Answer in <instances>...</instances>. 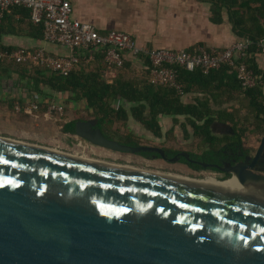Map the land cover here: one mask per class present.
I'll use <instances>...</instances> for the list:
<instances>
[{"label": "water", "instance_id": "obj_1", "mask_svg": "<svg viewBox=\"0 0 264 264\" xmlns=\"http://www.w3.org/2000/svg\"><path fill=\"white\" fill-rule=\"evenodd\" d=\"M74 134L167 160L107 138L95 120ZM263 158L264 136L237 166H213L238 182L216 189L0 137V264H264Z\"/></svg>", "mask_w": 264, "mask_h": 264}, {"label": "trees", "instance_id": "obj_2", "mask_svg": "<svg viewBox=\"0 0 264 264\" xmlns=\"http://www.w3.org/2000/svg\"><path fill=\"white\" fill-rule=\"evenodd\" d=\"M198 2L208 6L212 24L220 26L228 22L235 37L252 43L246 64L255 75L258 85L244 89L237 72L230 66H223L209 74L199 69L189 72L177 67V81L182 87L179 92L152 83L150 63L142 57L145 72L142 77L127 76L132 61L126 60L125 67L118 70L116 77L109 82L106 78L108 65L105 62V48L101 47L82 52L81 63L67 75L52 73L40 67L18 65L8 60L0 61V81L12 80L14 86L28 92L30 103L37 104L43 113L52 104L49 100L68 95L71 102L86 106L93 120L97 121V127L108 137V132L115 124H126L133 119L156 139L162 140V121L171 120L175 125L181 124L187 137L188 129H191L194 137L205 147L200 156L189 153L194 159L217 162L220 157L241 151L243 160L255 151L246 145L248 137L254 136L260 143L264 136V70L257 63L259 55L256 47L260 40H264V0ZM30 16V10L16 8L0 20V50L9 53L17 50L16 47L2 44V37L7 35L26 34L35 40H43L44 27L34 25ZM200 46L204 47L203 44ZM87 60L90 62L87 63ZM241 63V60L236 62L237 65ZM187 97L191 100L188 101ZM20 104L27 105L22 101ZM78 121L81 120L65 124L63 132L74 134ZM216 126L230 132L217 136L214 132ZM127 138L121 143L139 146L138 142L129 139L130 136ZM165 153L172 157L180 152L165 149ZM141 155L145 158L158 156L150 152ZM180 160L188 163L183 158ZM189 166L201 169L199 166Z\"/></svg>", "mask_w": 264, "mask_h": 264}, {"label": "rangeland", "instance_id": "obj_3", "mask_svg": "<svg viewBox=\"0 0 264 264\" xmlns=\"http://www.w3.org/2000/svg\"><path fill=\"white\" fill-rule=\"evenodd\" d=\"M126 7L122 6L121 11L129 19L127 23L135 25H150L155 30H159V39H167L183 44L182 42H192L200 34L194 31L203 29V24L208 16L206 11L200 7L191 6L193 0H179L174 6H170L161 0H121ZM131 21V22H130ZM164 40V39H163ZM200 44L192 46L197 48ZM204 48L211 49L205 45ZM129 77H142L144 74L140 68L135 67L127 72ZM112 79V78H109ZM68 95L60 97L61 105L55 106L52 103L49 110L44 112V116H39V109L35 110L34 104L30 102L28 92H24L20 87H16L13 81H0V128L5 127V124L10 121L12 115L18 117H30L33 126L29 129L31 132L29 139L38 141L41 146L48 149L57 150L77 157L93 159L106 163L128 166L136 169L146 170L155 173L168 174L174 176L188 177L192 179H203L205 177L220 176L212 171H202L194 173L184 164L167 163L163 160H150L145 157L132 154H121L102 148L91 147L90 144L75 140L71 135H66L63 132V127L70 121L93 119L90 112L86 110L83 103H72ZM21 101L27 105H21ZM33 103V102H32ZM56 110H51L52 107ZM61 107V111H59ZM25 108V110H23ZM42 112V111H40ZM44 119L48 125L47 129L37 122ZM13 124V121H11ZM15 125V124H14ZM163 136L162 140L156 139L150 132L145 130L133 119H130L126 124L117 123L108 132L110 136L119 141H125L130 136L131 141L139 143V146L156 147L160 149H168L173 151L191 153L194 155H202L205 147L199 139L195 138L191 129H188V137L184 133L181 124L175 125L171 120L162 121ZM28 130V129H27ZM226 133L230 131L226 129ZM26 131V130H24ZM215 135L221 136L223 133L214 130ZM27 133V131H26ZM26 137V134L21 135ZM38 136V138L34 137ZM254 136H249L246 140V145L252 148H258L259 142ZM82 143V147H81ZM255 152V151H253ZM253 154V153H252ZM202 177V178H200Z\"/></svg>", "mask_w": 264, "mask_h": 264}, {"label": "built area", "instance_id": "obj_4", "mask_svg": "<svg viewBox=\"0 0 264 264\" xmlns=\"http://www.w3.org/2000/svg\"><path fill=\"white\" fill-rule=\"evenodd\" d=\"M16 8L30 10L31 22L44 27L45 43L63 47L69 54L66 57H55L45 49H19L12 53L0 50V61L8 60L18 65L40 67L52 73L67 75L81 63L82 52L101 47L105 48L108 74L123 69L129 57L139 60L142 57L150 63L152 83L174 88L179 92L182 87L177 81V67L189 72L199 69L204 74H209L223 66H230L237 72L244 89L258 85L255 75L246 64L249 47L252 45L249 40L239 41L223 50L207 49L203 46L182 52L167 49L148 50L140 47L127 33L110 31L101 34L91 24L74 21L72 0H0V20ZM256 47L257 54L264 55V40H260ZM239 60L242 63L237 65ZM88 62L90 60H87ZM55 106L51 110H56ZM33 109L38 110V106L34 105ZM61 110L59 107V111Z\"/></svg>", "mask_w": 264, "mask_h": 264}, {"label": "crops", "instance_id": "obj_5", "mask_svg": "<svg viewBox=\"0 0 264 264\" xmlns=\"http://www.w3.org/2000/svg\"><path fill=\"white\" fill-rule=\"evenodd\" d=\"M170 6H174L177 4L179 0H161ZM191 3L195 5V7H200L206 11L207 17L204 22L203 29H198L194 31L197 34H200L197 38H195L192 42L183 41L181 45L175 43L174 41L167 40L165 38L159 39V30H155L150 25H133L132 23H127L129 21L128 18L124 15V11H121L122 6L126 7L125 3L121 0H72L73 7V20L79 23H88L93 25L99 33L106 34L110 31H120L131 35L138 43L140 47H144L148 50H160L167 49L173 51H188L192 46L196 44H203L209 46L211 49L223 50L231 45L241 41L237 37H235L231 31V26L228 22H225L223 25L217 26L210 22V12L208 6L201 4L198 0H193ZM175 4V5H176ZM131 22V21H130ZM2 44L5 46L16 47L19 49H27V50H39L45 49L50 55L55 57H66L69 52L67 49L56 46L46 44L43 40H35L33 38L28 37L26 34H19L18 36L7 35L3 36ZM16 50V51H17ZM132 61V68L138 67L140 70L144 72V66L141 60L136 58H128ZM257 63L260 69L264 70V55H259L257 58ZM118 70L114 71L112 74H107V80L111 82L117 75ZM112 78V79H109ZM55 100H49L51 103H55L56 105H61L62 101H59L60 97ZM38 100H40L38 98ZM187 100L190 101V97H187ZM30 103V102H29ZM73 103V102H72ZM37 105L35 103H31ZM38 106V105H37ZM39 109V107H38ZM25 110V108L23 109ZM39 111V116L42 118L44 116L43 112ZM30 117H18L12 115L10 121L5 124V127L1 130L0 128V137L31 144L41 146V144L36 140L29 139L30 126H33V122H31ZM93 120V119H88ZM13 121V124L12 122ZM85 121V120H82ZM72 122V121H70ZM68 122V123H70ZM41 124L44 129H47L51 125H48L44 119H41L37 122ZM15 124V125H14ZM67 124V123H66ZM216 129H221L222 133H225L227 130L224 127L216 126ZM28 129V130H27ZM26 130V131H24ZM224 130V131H223ZM26 134V137L21 135ZM65 134V133H64ZM227 134V133H226ZM66 135H71L66 133ZM76 139H78L75 134H72ZM38 138V136H34ZM82 142L86 143L82 140ZM89 144V143H88ZM260 144V143H259ZM93 147L92 145H90ZM44 147V146H41ZM82 147V146H81ZM259 147V146H258ZM98 148V147H97ZM257 148H255L256 151ZM105 150V149H104Z\"/></svg>", "mask_w": 264, "mask_h": 264}, {"label": "flooded vegetation", "instance_id": "obj_6", "mask_svg": "<svg viewBox=\"0 0 264 264\" xmlns=\"http://www.w3.org/2000/svg\"><path fill=\"white\" fill-rule=\"evenodd\" d=\"M216 130V129H215ZM218 131H221L222 132V130L221 129H217ZM224 131V130H223ZM226 133V132H225ZM224 134V133H223ZM106 135V137L107 138H109V139H111V140H115V141H118L119 143H121V141H119V140H117L116 138H114V137H108V135L107 134H105ZM121 144H123V143H121ZM129 146V145H128ZM138 147V146H137ZM258 149V148H257ZM256 149V150H257ZM163 150V149H162ZM109 151V150H108ZM164 152H165V150H163ZM256 152V151H255ZM255 152H253V153H255ZM180 153H183V152H180ZM179 153V154H180ZM157 154V153H156ZM166 154V153H165ZM178 154V155H179ZM158 155V154H157ZM178 155H175V156H172V157H168L167 155H166V157H167V160H164V159H161L159 156H153V157H151V158H147V159H150V160H163V161H165V162H167V163H169V164H171L172 162H170V160H172L173 158H175V157H177ZM138 156H141V157H143L141 154H138ZM189 156H190V160H192V161H194L195 163H187V164H185V163H183V162H181V160H180V157H178V162H176V163H179V164H184V165H186L187 166V168H189L190 170H192L194 173H200V172H202V171H212V172H214V173H218L220 176L218 177H216V176H214V178L213 179H215V180H218V181H223V180H226V179H229L230 177H231V175L230 174H227V173H225V172H223V171H219V170H217V169H214L213 168V166H218V167H220L221 169H226L227 167H229V166H237L238 164H240L243 160H241V158L244 156L243 155V153H241V151H239L238 153H236V154H228L227 155V157H220V158H218V161L216 162L215 160V162H202V161H199V160H196V159H194L193 157H191V155L189 154ZM245 158V157H244ZM211 161H213V159L211 160ZM193 165V166H199L201 169H194V168H192L191 166H189V165ZM202 164H207L208 165V167H203L202 166ZM262 166H263V169H264V158H263V161H262ZM228 176V177H227ZM200 178H202V177H200ZM212 178V177H211Z\"/></svg>", "mask_w": 264, "mask_h": 264}, {"label": "bare ground", "instance_id": "obj_7", "mask_svg": "<svg viewBox=\"0 0 264 264\" xmlns=\"http://www.w3.org/2000/svg\"><path fill=\"white\" fill-rule=\"evenodd\" d=\"M179 177L186 179L185 181H187V182L196 183V184H199L202 186L212 187V188H216V189H236V188H238V182H237V179H235V178H233L229 181H226V182H220V181L215 180V179L210 178V177H205L203 179H192V178L181 177V176H179ZM189 180H192V181H189Z\"/></svg>", "mask_w": 264, "mask_h": 264}]
</instances>
